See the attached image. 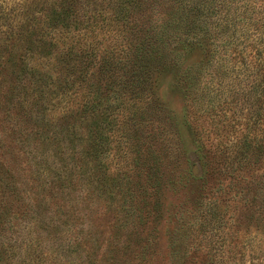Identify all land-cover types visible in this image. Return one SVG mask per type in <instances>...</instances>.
Masks as SVG:
<instances>
[{
	"label": "trees",
	"instance_id": "1",
	"mask_svg": "<svg viewBox=\"0 0 264 264\" xmlns=\"http://www.w3.org/2000/svg\"><path fill=\"white\" fill-rule=\"evenodd\" d=\"M166 74L185 98L203 169L182 188L196 186L201 198L222 180L244 183L243 198L262 195L264 0H0V123L38 181L51 169L48 153L61 167L56 179L41 181L51 188L34 197L0 160V264L14 249L24 264H61L66 250L85 252L80 264H97L100 247L72 231L75 215L56 205L60 216H53L54 201L67 204L74 192L83 193V204L105 198L115 216L132 219L125 227L135 230L138 264H150L162 192L177 184L176 171L185 178L187 164L156 93ZM118 148L130 161L111 176L106 159ZM108 243L102 263L127 262L130 244L119 235Z\"/></svg>",
	"mask_w": 264,
	"mask_h": 264
},
{
	"label": "rangeland",
	"instance_id": "2",
	"mask_svg": "<svg viewBox=\"0 0 264 264\" xmlns=\"http://www.w3.org/2000/svg\"><path fill=\"white\" fill-rule=\"evenodd\" d=\"M174 87V74L162 75L157 79V96L174 119V128L184 149L187 164L184 163L185 170L181 174L185 178L179 179L180 172L176 171L177 184L169 186L162 192L164 217L158 227L156 245L153 248L155 254L152 259L150 258V264H264V193L259 195L252 191L244 199L246 193L244 183L227 187L226 182L220 184L222 180H212L208 192H203L201 198V191L196 186L187 184L186 188H182L186 180L203 177V169L193 138L185 124V98ZM247 114L248 110H244L240 116L243 126ZM208 121L207 119L201 124ZM0 135L4 146L0 152V160L13 171L15 180L21 187L24 186L26 194L36 197L37 194L44 192L43 187L50 189V184L46 185L41 181L56 179L53 177V170L58 172L61 169L53 153L47 154L50 171L38 181L34 178L36 173L31 160L26 161L8 127L2 123ZM129 161L125 152L118 148L106 159L108 173L116 176L117 172L128 169ZM82 195L83 193L78 192L69 193L66 198L67 204L61 200L54 201L53 212L58 211L56 206L58 205L64 212L75 215L77 221L72 231L81 234L82 243L84 236L89 243L95 239L100 247L97 264H103L102 261L110 258V254L107 253L111 249L108 241L117 235L123 238V243L130 244L133 251L127 262L118 257V264L140 263L139 250L131 243L135 230L130 225L125 227L132 219H126L120 214L115 216L114 212L109 211L105 198H92L83 204ZM53 216L60 214L57 212ZM118 227L121 230H118ZM72 231L65 237L67 243L71 241L74 244ZM144 235L146 234L143 232L142 236ZM66 251L68 256L62 259L61 264H80L82 261L80 255H83V258L85 255L83 251L79 254V251H75L74 254ZM13 252H15L12 254L13 258L6 264H24L22 252L19 249H14ZM54 254V257L59 258L58 253Z\"/></svg>",
	"mask_w": 264,
	"mask_h": 264
}]
</instances>
